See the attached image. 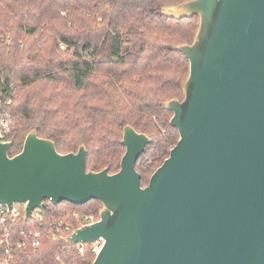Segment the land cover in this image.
Returning a JSON list of instances; mask_svg holds the SVG:
<instances>
[{"label":"water","instance_id":"water-1","mask_svg":"<svg viewBox=\"0 0 264 264\" xmlns=\"http://www.w3.org/2000/svg\"><path fill=\"white\" fill-rule=\"evenodd\" d=\"M197 15L181 99L162 106L178 139L141 186L136 164L150 138L125 125L120 168L86 169V148L61 154L33 128L9 156L0 135V204L25 217L68 201L100 202L98 219L68 245L102 240L92 264H264V0H187L161 6Z\"/></svg>","mask_w":264,"mask_h":264},{"label":"trees","instance_id":"trees-1","mask_svg":"<svg viewBox=\"0 0 264 264\" xmlns=\"http://www.w3.org/2000/svg\"><path fill=\"white\" fill-rule=\"evenodd\" d=\"M183 1L0 0V113L8 119L9 156L34 128L61 154L84 144L87 170L115 173L130 125L150 138L136 164L146 186L178 139L162 104L183 96L189 62L173 46L192 41L199 17L172 18L161 6ZM45 203L44 218L53 214L69 228L78 225L72 211L98 219L101 208L94 199ZM44 218L34 215L15 230L40 228ZM66 232H43L38 246L18 250L10 264H92L91 245L79 252L65 243Z\"/></svg>","mask_w":264,"mask_h":264},{"label":"built area","instance_id":"built-area-1","mask_svg":"<svg viewBox=\"0 0 264 264\" xmlns=\"http://www.w3.org/2000/svg\"><path fill=\"white\" fill-rule=\"evenodd\" d=\"M5 101L9 102L10 99L7 98ZM7 126V117L0 113V135L3 137V140H8L6 137ZM45 201L50 200H44L42 202V207L48 205ZM25 208L26 203H13L11 208H8L6 204H0V255H2V257H0V264H10V261L14 258L16 252L25 248L28 244L34 247L38 246L42 233L45 231L52 233L54 236L56 231L64 228L67 231L64 237V239H66L75 228L91 224L97 220L91 214L72 211L70 214L72 218L76 220L78 225L69 228L65 224L64 219L55 217L53 214L44 218L40 211L41 208L33 210L30 217H25ZM34 215L39 219L44 218L46 223L41 224L40 228H33L29 231H26L24 227H20L18 231L15 230L20 221L25 222L31 219ZM101 243L102 240L93 241L92 244H89L91 245V250L96 253L99 250ZM85 245L86 243H78V251L83 253ZM56 259L58 261L60 260L58 256Z\"/></svg>","mask_w":264,"mask_h":264}]
</instances>
